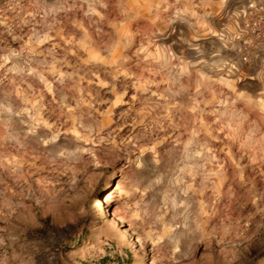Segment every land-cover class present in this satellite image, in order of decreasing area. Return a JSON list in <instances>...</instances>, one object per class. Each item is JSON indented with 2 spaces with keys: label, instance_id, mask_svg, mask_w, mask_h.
Segmentation results:
<instances>
[{
  "label": "clouds",
  "instance_id": "1",
  "mask_svg": "<svg viewBox=\"0 0 264 264\" xmlns=\"http://www.w3.org/2000/svg\"><path fill=\"white\" fill-rule=\"evenodd\" d=\"M0 264H264V0H0Z\"/></svg>",
  "mask_w": 264,
  "mask_h": 264
}]
</instances>
